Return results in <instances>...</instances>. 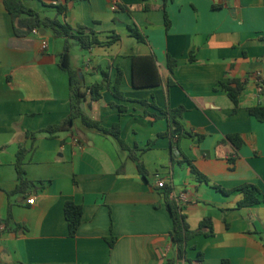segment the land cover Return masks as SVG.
<instances>
[{"label": "crops", "instance_id": "obj_1", "mask_svg": "<svg viewBox=\"0 0 264 264\" xmlns=\"http://www.w3.org/2000/svg\"><path fill=\"white\" fill-rule=\"evenodd\" d=\"M24 2L43 18L93 29L104 43L120 36L111 46L90 50L72 40L71 65L86 86L104 83L102 98L92 101L88 94L83 109L106 128L119 125L121 138L148 174L141 175L138 162L113 136L81 120L54 136L40 133L71 113L69 74L59 67L64 39L45 28L17 36L0 0V219L9 222L0 225V264H166L174 254L167 192L174 199L185 194L178 203L191 229L206 218L213 223V236L200 235L188 244L194 264L200 252L202 264H264V203L238 208L241 193L216 189L253 184L264 196V121L249 112L264 105L255 77L264 75V0H170L169 29L163 0ZM61 4L68 6L64 14L56 8ZM130 27L147 42L132 37ZM133 57H154L161 83L136 87ZM169 57L177 61L173 72ZM119 70L125 100L113 95ZM235 80L244 82L236 112L221 86ZM140 100L162 109L183 106L182 124L204 139L183 138L177 147L175 138L159 137L172 132L167 118L156 119L160 113ZM230 135L243 140L235 163L229 161L235 147L218 145ZM21 146L31 184L14 193ZM183 156L209 182L199 181ZM160 180L165 187H158ZM69 201L83 209L75 237L69 236L64 215ZM112 237L113 247L107 240Z\"/></svg>", "mask_w": 264, "mask_h": 264}, {"label": "trees", "instance_id": "obj_2", "mask_svg": "<svg viewBox=\"0 0 264 264\" xmlns=\"http://www.w3.org/2000/svg\"><path fill=\"white\" fill-rule=\"evenodd\" d=\"M170 0H163L165 11V22L166 28L170 27V20L168 18L166 7ZM6 10L12 17L13 26L15 34L17 36H26L33 29H51L56 37L64 39V49L60 54L59 67L69 74L70 78V99H71V113L70 115L63 120L60 124L50 126L44 130H41L40 133H46L49 136H54L58 133L71 130L74 122L76 120H81L83 125L87 128L96 129L103 134L113 136L119 143L120 147L129 152V155L132 159L138 162V168L141 175L146 178L148 172L140 160V158L133 154V150L128 146V144L121 138L119 125H115L112 128L104 127L99 121L93 120L83 109V104L85 103L88 94L92 101H98L102 98V91L104 89V83H97L92 86H86L83 83L79 73L72 68L71 65V49H72V40L77 41L81 47L85 50H90L94 47L106 44L108 46L113 45L120 40V36L113 34L107 42H102L99 39L98 34L88 27H77L69 25L68 23H62L58 19L43 18L41 15L34 9L28 7L24 0H3ZM121 9L125 7L119 6ZM59 14H64L68 11L67 5H57L56 6ZM130 33L132 37L137 39L139 42L146 43V37L139 32L137 28L130 27ZM177 66V61L169 57L168 59V68L171 72ZM133 72H134V85L136 87H146L157 86L161 83V78L157 72L156 61L154 57H133ZM103 78L105 83H109V77L106 72H103ZM123 78V72L118 71L117 78L114 83L113 95L118 100H125L124 94L120 90L121 81ZM169 85H172V82H169ZM222 88L227 92L229 98L231 99L234 105V112L239 108V99L240 95L244 89V82L240 80H235L228 84H221ZM140 104L146 107H152L160 114L155 113L153 116L158 119L161 117H166L172 132L160 134L159 137L170 136L175 138V145L179 147V141L183 138H194L195 134L188 131L181 122L182 117L186 109L183 106L177 108H160L155 101L149 102L148 100H140ZM113 105H116L113 103ZM120 112H126L127 107L123 105H118ZM249 112L254 116L258 121H264V105L257 104L250 107ZM175 132V134H174ZM27 136L35 138L36 133H29ZM200 140L204 139L203 135L197 136ZM231 143L235 147V152L229 157L231 163H235L238 157V150L243 145V140L239 135H230L222 140L218 145H225ZM154 144V141H150L147 145V148H150ZM181 153V151H180ZM181 155H183L181 153ZM27 156V150L21 146L17 153L16 169L19 176V186L14 193L21 192L27 188L31 183L26 179L24 162ZM182 163L189 164L191 172L199 181L209 182V179L205 177L192 163L190 159L183 156ZM216 189L223 193L224 195H231L233 193L239 192L243 195L242 200L238 203V208L252 207L264 203V196L261 190L253 184H242L233 189H225L222 186H216ZM166 204L167 208L173 219V231L171 233L173 240V249L174 254L169 258L166 264H178L179 261L185 260L190 264H194V261L188 259V244L189 242L200 235L210 237L213 236L215 231L213 223L210 218L204 219L197 229H191L188 224L187 217L183 214L182 209L178 201L170 197V193L167 192ZM64 215L68 225V232L70 237H75L79 230V227L82 223L83 218V209L82 206L75 204L74 202H67L64 207ZM9 224L7 221L0 219V225ZM110 246L113 247L115 244L116 238L112 237L107 239ZM203 254L200 252L195 261L197 264L203 263ZM222 264H232L228 260H224Z\"/></svg>", "mask_w": 264, "mask_h": 264}, {"label": "built area", "instance_id": "obj_3", "mask_svg": "<svg viewBox=\"0 0 264 264\" xmlns=\"http://www.w3.org/2000/svg\"><path fill=\"white\" fill-rule=\"evenodd\" d=\"M38 29H33L32 30V33L33 34H38ZM44 45L47 44V42H44L43 43ZM255 77L258 81V92L259 94H262L263 93V89H264V75L261 73V72H258L255 74ZM158 187L160 188H163L165 187V182L163 180H160L158 182ZM186 199V196L185 194H181L178 198H176L177 201H181V200H185ZM28 203L29 204H34V199H31V200H28Z\"/></svg>", "mask_w": 264, "mask_h": 264}]
</instances>
